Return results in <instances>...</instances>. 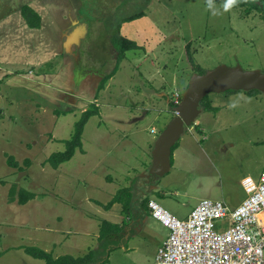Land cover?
<instances>
[{"label": "rangeland", "instance_id": "obj_1", "mask_svg": "<svg viewBox=\"0 0 264 264\" xmlns=\"http://www.w3.org/2000/svg\"><path fill=\"white\" fill-rule=\"evenodd\" d=\"M78 1V23L86 30L81 52L77 48L82 65L98 64L106 52L99 50V43L108 42L118 24H124L120 36L137 46L120 59L108 47L107 56L115 62L96 72L102 86L108 84L104 95L99 93L98 114L85 122L81 148L57 168L48 157L66 148L82 116L80 108L64 99L48 101L38 95L39 88L36 94L28 91L33 89L23 88L28 84L23 77L20 85L0 83V264H44L21 248L4 249L15 245L37 246L53 257L93 251L94 264H153L169 230L147 210V219L123 242L101 241L100 222L122 223L132 214L123 211L122 203H114L115 209L107 213L95 200L106 204L119 191L122 200H128L130 190L132 204L142 205L143 200L147 208L148 200L154 199L181 219L203 198L235 207L246 197L241 179L250 175L257 181L264 169V93L239 90L207 94L201 104L209 109L200 104L201 113L173 149L170 170L155 181L146 182L144 176L154 142L165 127L162 119L174 107L155 96L152 88L162 83L160 91L173 103L176 93L182 96L192 74L199 73L188 62V50L198 70L222 64L264 72L263 22L239 20L244 9H209L205 0ZM139 11L142 17L122 22ZM251 11L252 17L258 16ZM83 71L94 69L84 65ZM128 116L139 119H115ZM127 155L128 162L120 160ZM9 156L19 167L8 165ZM98 159L104 163L97 165ZM12 188L33 192L34 198L19 204L16 191L11 200Z\"/></svg>", "mask_w": 264, "mask_h": 264}, {"label": "crops", "instance_id": "obj_2", "mask_svg": "<svg viewBox=\"0 0 264 264\" xmlns=\"http://www.w3.org/2000/svg\"><path fill=\"white\" fill-rule=\"evenodd\" d=\"M79 4L80 1L78 0H0V83L5 82L6 86L20 85V78L23 77L24 81L28 82L27 86H23V88L29 87L33 90L25 89L35 94L37 93L35 89L37 90L39 88L40 92L38 95L48 101L52 102L64 99L63 102L65 104L70 103L80 108L81 113L86 110L85 106L89 103H94L96 106H99V93L104 95L108 84L102 86L101 82L103 79L101 80L99 76H96L98 75L96 72L98 70L102 71L104 66L110 65V63L112 64L113 61L115 62V57L113 59L112 56H107L109 46L112 50L115 49L111 45L110 39L108 42L106 39H103L99 43V50L106 51H103L104 57L96 65L84 64L94 69L92 73L83 71L84 65L81 64L80 54L78 55L77 53H80L82 50V41L84 40L82 34H85L86 30H84L83 23H78L79 17L77 11ZM25 5L39 14V27H29L26 23L21 14V8ZM123 25L119 28V34ZM79 27H81L80 30ZM71 37L75 38L76 41L71 42ZM78 47H80V52L77 50ZM75 54H77V58L70 60ZM59 57H61V60H59L56 66V59ZM77 66L81 70L79 74L77 72ZM113 68L107 72L106 76H110L109 78L113 76ZM35 71L37 76H35ZM173 78L174 75L172 76V81ZM161 79L163 80L162 76ZM1 87L0 84V89ZM161 89L162 83H160L158 88H152V91L155 96L164 97V100L170 104V98L165 92H161ZM3 94L6 95L5 92ZM172 113L169 116L163 117L162 123L164 126L174 117ZM115 119L133 123L139 117H115ZM123 159L128 162V155L120 158L121 161ZM103 163L101 159H98L96 162L97 165ZM105 181L110 184L112 177L107 174ZM145 181L149 182L146 179ZM142 195L141 193L140 196L142 197ZM94 202L102 206L101 202L96 200ZM115 207L111 206L105 210L107 213H110ZM144 213L145 210H143L141 204L135 205L134 203L131 205L132 215L127 217L130 221L125 220L127 234L137 227H140L147 219L148 216H145ZM111 222L121 224L117 219ZM132 227L135 228L131 229ZM9 248H21L24 251L23 245L6 246L4 249L7 250Z\"/></svg>", "mask_w": 264, "mask_h": 264}, {"label": "built area", "instance_id": "obj_3", "mask_svg": "<svg viewBox=\"0 0 264 264\" xmlns=\"http://www.w3.org/2000/svg\"><path fill=\"white\" fill-rule=\"evenodd\" d=\"M240 184L246 197L235 207L203 198L181 219L149 199L150 216L169 230L153 264H264V169Z\"/></svg>", "mask_w": 264, "mask_h": 264}, {"label": "water", "instance_id": "obj_4", "mask_svg": "<svg viewBox=\"0 0 264 264\" xmlns=\"http://www.w3.org/2000/svg\"><path fill=\"white\" fill-rule=\"evenodd\" d=\"M257 90L264 93V72L245 70L240 65H218L202 73H194L184 89L180 101L173 107L174 117L158 135L152 149L151 165L146 178L155 181L171 167L172 147L201 113L200 103L209 93ZM127 233L124 235L126 239Z\"/></svg>", "mask_w": 264, "mask_h": 264}, {"label": "trees", "instance_id": "obj_5", "mask_svg": "<svg viewBox=\"0 0 264 264\" xmlns=\"http://www.w3.org/2000/svg\"><path fill=\"white\" fill-rule=\"evenodd\" d=\"M21 14L23 18L25 19L26 23L29 25V27H39L40 26L39 14L35 12L29 6L27 5L22 6ZM143 15H144V12L139 11L138 13L134 15H130L127 18L126 17L123 18L122 22L130 21L135 18L142 17ZM119 28H120V25L119 24L116 25L115 31L112 32V34L110 35V42L116 51L117 59H120L126 50L135 48L137 46V44L133 40H129L123 36H120ZM187 54H188V57H187L188 62L191 64L194 70H196L199 73H202L204 70H198L199 67L193 64L192 56L189 50L187 51ZM107 77H110V76H107ZM229 91H232V90H229ZM179 98L181 99V95L179 96ZM170 106H176V104L171 101ZM201 106L205 107L206 109H209V107L204 106L202 104ZM96 114H98V107L95 104L92 105V108H88L82 112V116L75 124V130H74L72 137L66 140V148L62 151L54 152L48 157L47 161L53 168H57L62 162L69 160L73 156L75 150L77 148H81V145H82L81 135H82L84 124L90 116L96 115ZM176 146H177V143L172 147V152ZM7 159H8L7 163L9 166L19 167L18 163L11 156H9ZM171 162H172V156H171ZM124 189L127 190L129 188H124ZM14 191L16 190L13 188L10 191L11 200L15 199ZM127 192L129 193L128 198L130 199L122 200L119 194L120 193L119 191L106 204H102V206L104 207V209H109L114 203H122L123 211L130 213L131 205H132V201H131L132 194L130 190L129 191L127 190ZM16 193H17L16 201L19 204H25L28 200L34 198L33 192H30L23 188H20L19 190H17ZM142 208L143 210H145L144 214L146 215L147 208L144 205L143 200H142ZM125 224H126L125 220H123L121 224L112 223L110 221L103 220L99 227L100 228L99 240L107 242V243L123 242L124 239L122 238V232H123V228ZM24 252L34 258L44 260V264H94L95 263L93 262V251L86 253L83 256H78V257L72 256L70 254H64V255L57 256V257H53L52 254L45 249H41L37 246H24Z\"/></svg>", "mask_w": 264, "mask_h": 264}, {"label": "flooded vegetation", "instance_id": "obj_6", "mask_svg": "<svg viewBox=\"0 0 264 264\" xmlns=\"http://www.w3.org/2000/svg\"><path fill=\"white\" fill-rule=\"evenodd\" d=\"M205 5L208 7V0H205ZM226 2V0H213V4H214V10L218 11V10H222L223 8V4ZM253 6V7H251ZM244 9V16H240V18H238L239 20H242L246 23L251 22L253 19H258L261 22L264 23V0H240V2L233 6V8L230 9L231 12L237 10L238 13H243ZM242 10V12H241ZM251 10H255V12L258 14V16H253L252 17V11ZM233 15V14H232ZM231 22V20H230ZM236 22H234L235 24ZM235 33V32H234ZM237 33V32H236ZM147 181H153L152 178H145ZM145 216H148L147 214ZM135 227H132L131 229H133ZM126 230H127V226H124L123 228V232H122V238L124 239V235L126 234Z\"/></svg>", "mask_w": 264, "mask_h": 264}, {"label": "clouds", "instance_id": "obj_7", "mask_svg": "<svg viewBox=\"0 0 264 264\" xmlns=\"http://www.w3.org/2000/svg\"><path fill=\"white\" fill-rule=\"evenodd\" d=\"M240 2V0H226V2L223 4V10L225 12L229 11L233 6L237 5ZM208 8L214 9L213 0H208ZM213 14L215 15V11H213ZM235 106V105H231Z\"/></svg>", "mask_w": 264, "mask_h": 264}]
</instances>
